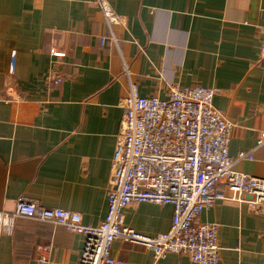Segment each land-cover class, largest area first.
Listing matches in <instances>:
<instances>
[{"label":"crops","instance_id":"crops-1","mask_svg":"<svg viewBox=\"0 0 264 264\" xmlns=\"http://www.w3.org/2000/svg\"><path fill=\"white\" fill-rule=\"evenodd\" d=\"M101 1L122 24H107L100 0H0V212L29 199L99 226L130 82L161 99L173 85L216 89L215 108L234 124L230 157L253 152L234 169L264 179V0ZM173 214L143 202L124 221L156 236ZM201 221L219 225L220 264H264V214L217 202ZM84 244L62 225L19 217L0 234V264H80ZM110 254L118 264H196L123 241Z\"/></svg>","mask_w":264,"mask_h":264},{"label":"built area","instance_id":"built-area-1","mask_svg":"<svg viewBox=\"0 0 264 264\" xmlns=\"http://www.w3.org/2000/svg\"><path fill=\"white\" fill-rule=\"evenodd\" d=\"M99 5L111 28L122 24L107 3L100 0ZM259 33L264 60V24ZM216 93L202 85H173L166 99L144 97L137 83L130 82L120 102L123 116L108 182L106 219L99 226H87L79 213L20 199L13 212H0V234L12 232L22 217L84 235L80 264L120 263L110 254L116 241L144 246L155 260L183 254L196 264H220L219 225L202 222L204 210L225 202L246 204L264 214V179L234 169L237 162L252 159L253 152L230 157L234 124L215 108ZM262 144L264 132L257 147ZM143 202L173 206L167 232L148 236L125 224V210Z\"/></svg>","mask_w":264,"mask_h":264}]
</instances>
